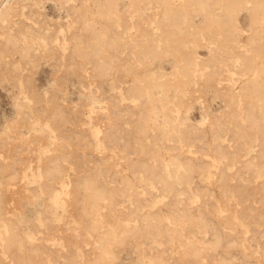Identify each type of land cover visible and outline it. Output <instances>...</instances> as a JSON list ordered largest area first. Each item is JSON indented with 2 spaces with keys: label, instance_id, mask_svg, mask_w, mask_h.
Returning <instances> with one entry per match:
<instances>
[{
  "label": "bare ground",
  "instance_id": "6f19581e",
  "mask_svg": "<svg viewBox=\"0 0 264 264\" xmlns=\"http://www.w3.org/2000/svg\"><path fill=\"white\" fill-rule=\"evenodd\" d=\"M45 1L0 0V83L9 81L15 107L0 135V152L7 150L9 130L22 135V124L31 128L35 118L48 121L54 136L64 140L37 164L45 201L39 219L30 220L29 226L34 233L53 230L52 219L68 215L63 206L60 213L52 210L54 204L65 201L87 223L66 221L74 236H66L63 251H57L36 242L39 236L28 235L19 219L9 214L6 205L15 198L12 189L6 190L19 177L24 158L18 157L24 145L15 141L18 156L10 144L11 160L0 161V251L8 258L5 262L2 258V264H115L127 242L134 256L124 264H264V172L260 171L264 165V18L260 15L264 0L248 2L253 24L248 37L253 42L243 53L242 32L234 20L243 0H153L148 11L143 8L145 0H127L128 9L137 11L134 30L121 24L126 19L120 0H73L67 4L68 18L60 23L49 19L41 4ZM53 3L59 7L63 0ZM215 4L221 6L213 8ZM197 10L203 15L199 23L192 19ZM129 37L132 42L125 54L115 50ZM204 37L214 41L207 56H201L195 45ZM41 54H52L48 64L55 79L47 90L38 87L33 76ZM231 54L240 56L239 66L233 67ZM170 58L173 63L165 68L164 60ZM23 62L28 63V72L23 71ZM144 64L148 67L141 72ZM114 68L127 71L122 91L132 105L121 106L118 91L110 92L106 106L96 114L99 128L94 126L96 115H86L97 132L93 138L101 152H115L111 161L104 155L95 157L88 131L65 124L70 118L83 119V107L94 111L95 106L87 97L76 106L69 100L64 103L61 92L72 73L94 78L101 89L107 75L118 78ZM210 86L218 90L212 98L223 101L217 110L209 106ZM194 100L206 113V123L188 117L186 105ZM128 112L135 116L124 124L121 120ZM252 132L258 145L243 160L240 148ZM72 139L92 156L82 159L68 149ZM90 161L93 164L84 167ZM241 164L248 166V176L238 169ZM233 165L237 171L228 172ZM207 166L213 179L203 183L199 175ZM58 184L65 188L66 200ZM119 190L131 194L129 203L122 201ZM193 190L201 196L195 205L189 200ZM5 193L12 194L9 198ZM157 197L163 202L151 208L148 203ZM226 222L236 230L222 227ZM200 227H206L208 235L199 232ZM145 238L153 244L146 245ZM81 241L89 244L83 259L76 253ZM197 259L202 261L196 263Z\"/></svg>",
  "mask_w": 264,
  "mask_h": 264
},
{
  "label": "rangeland",
  "instance_id": "374dc122",
  "mask_svg": "<svg viewBox=\"0 0 264 264\" xmlns=\"http://www.w3.org/2000/svg\"><path fill=\"white\" fill-rule=\"evenodd\" d=\"M55 1L56 0H46L43 3L41 2V4H42V6H44L46 8L47 13L49 15V19L51 21L55 20L57 23H60L61 21H64L65 19L68 18L67 4L73 0H63V4L60 5L59 7L57 6L56 3H53ZM243 2L244 3L240 6L239 10L237 11V14L234 16V20L237 24L240 25V29L242 32L241 38L243 39V43L241 42L242 44H241V46H239L242 48L241 53L245 52V49H247L250 46V44L253 42V38L248 37V35L251 33V31L253 29V24L250 21V16H251L250 14L251 13H250L249 4H248L249 0H243ZM119 5H120V8L124 14L125 19H126V20L122 21L123 23L121 22V24H124V26L126 28H129V30H134L135 29L134 19L136 18L137 11L128 9L127 0H120ZM220 6H221L220 4H215L213 6V8H219ZM143 8L145 11L152 9L153 8V0H145L143 3ZM233 10H236V9H233ZM260 15L264 18V2L262 3V6H261ZM202 16H203L202 12L197 10V12H194L192 19L199 23ZM50 17H52L54 19H52ZM149 24H150V26H151V24H152V26H154V27H152V29L156 28V26L153 25L154 23L151 22ZM131 38L132 37L125 38V43L120 45V46L115 47V50H117L118 52H120L122 54H125V52L129 48L128 45L131 44V42H132ZM142 38L146 39V36H143ZM201 41L202 42L195 44L196 49L201 56H207L212 51V44L214 43V41L209 40L205 37L202 38ZM236 48H238V47H236ZM238 50L240 51L239 48H238ZM130 53L134 54V50L132 49L130 51ZM35 54L37 55L38 52H36V53L34 52V55ZM41 55H43V54H41ZM34 57L37 60L39 58L38 56L37 57L34 56ZM51 58H52V54L41 56V58H39L40 59L39 60L40 63L38 64L39 67H37L38 69H37V71L34 72V75H33L36 78L38 87H40L44 90H47L48 87L51 86V84L53 83V81L55 79V76L52 75L51 71H50L52 65L48 64L50 62ZM230 61L233 65V67H237L240 64V56L239 55L236 56L234 54H231L230 55ZM172 63H173V59H171V58L165 59L163 66L165 68H168ZM22 64H23V66H25V68H23V71L27 70L26 72H28L29 71L28 70V63L26 62L24 64V62H23ZM139 64L141 66L143 63H139ZM29 65H30V63H29ZM85 66H86V71L89 70V68H90L89 64H86ZM147 67H148V65L144 64L142 68L141 67H139V68H140L141 72H144V70H145L144 68H147ZM155 67L158 68V63L155 65ZM19 68L21 69V64H20ZM195 68H196V64L193 65L192 70H195ZM114 71H116V73L119 75L118 78H115L113 73L111 75H107V77L101 82V89H98L97 81L94 78H91V77L85 78V77H82L80 75V73H72L67 80L66 88H64L63 91L61 92L64 103L67 102V100H69L71 104L76 106L78 103V100H80L83 97H87L88 100L91 102V105L95 106L94 111H90L88 109V107H86V106L83 107L84 113H82L83 114L82 116H84V117L81 116L83 119L80 118V120H78L79 125H78V121L76 120V118L68 119L65 124H67L68 127L73 126L74 128L76 127L75 125H77V127L82 128V130H84V132L88 131L89 136L92 137L91 140L93 141V145H92L93 148L91 150L94 149L93 151L96 152V153H94V155L96 154L95 157H101V155H104L107 158H109L111 161L114 160V158L116 157L115 152H112L110 150H107L103 153L101 152L102 149H101L98 141L95 138H93V136L97 132H94V127L89 126L86 115L89 112H90L91 116H92V114H94V115L98 114L99 115V113H101V109H103L106 106L107 95L110 92L118 91V94L120 96L119 99L121 101V104H120L121 106L132 105L133 100L131 98H128L125 95V93L122 91V87L124 84V81L122 80V78L126 77V75H127L126 69L114 68ZM229 73L231 75H233L234 74L233 69H230ZM238 85H239V81L238 80L234 81V86H238ZM214 87L213 86H212V88H211V86H210V88L208 87L209 93L207 92V97H208V102H209V106L211 107V109L217 110L223 106V101L220 97L212 98L213 93H218L217 88H214ZM174 91H175L174 88L170 90L171 97H173L175 95ZM10 98H11V94H10L9 81L6 80V81H3L2 83H0V135L4 134L3 130L7 124V120L9 117H12L14 115V112H15V107L12 104V101ZM185 109H186V113H187L188 117L191 120L206 123V117H205L206 113L204 111H202V107H201L199 101H197V100L192 101V103L186 105ZM98 115H96V117L93 118V119H96L94 126L97 128H99ZM134 116H135V113L128 112L123 116V118H126V119H122L121 121H123L124 124H127L128 119H132ZM33 121L31 124V128L29 126L26 127L23 124L20 126V128H21L20 131L22 132L23 137L21 134L18 133L19 130L17 131V133L15 130H9L6 134L7 150L2 149L0 152V161L1 162H7V161L11 160L10 159L11 156L9 154V152L11 153V151H9V148L10 147L12 148L14 144H16L17 142L22 143V145H24V146L19 148L20 150H25L27 148V150L25 152H22V151L20 152V150H19V153H18L19 156H18V154L15 153L16 151L18 152V150L14 151L15 146L13 147V151H14V152L12 151L13 153H15L18 157H21L23 155L24 158H23V156L21 157V158H23V160L25 159V156L27 159H26V161H23V160H22V162L20 161L21 164L19 162V164L21 165L20 167L22 169L19 168L18 167L19 164L16 163V165H18L17 167L19 169H21L19 171L20 174L18 173L19 177L17 176L19 179L16 178L17 180H15V178H14V180H15V181H13L14 183L12 182L11 184H9V186L7 187V190H6V192H8L9 189L13 190V191H9V192L14 193L11 196V198L14 196L13 198H15L14 201L16 203L14 202L15 204L14 203L12 204V202H9V203H7L6 206H7L8 210L10 208L9 214H14V217H16V219H19L18 221L24 227V230L27 232L28 235L34 236L35 238L37 236H39V238L37 237L35 239L36 242L37 241L38 242H44L46 244H50L49 246L51 249L53 248L57 251H63V248L65 246V237L66 236L68 237L71 234V232H73V230L71 231L70 229H68L66 227L65 222L68 221L71 223L72 222L76 223L82 219L81 220L82 223L85 224V223H87V221L85 218L83 219V218H80L79 216H77L79 214L74 213L73 209L69 210L72 208V206H70L71 204H69L67 201H65L64 205H63V202L60 204L59 203L54 204V207L52 210L57 209V213H58L64 207V208H67V214L68 215H67V217L61 216L56 220L52 219L51 226H52L53 230H49V232H43V233L41 231H36L34 233V231L29 226L30 220L39 219L38 216L40 214L41 207L43 206L44 201H45V198H44L45 196L42 193H40V191H39L40 176L38 174L40 173V169H38V172H37L36 168H38L39 162H41V160L43 158H46V156H48L50 154L53 146H56L57 143L64 140V137H62V136H57V137L54 136V131L51 130V128L49 127L50 123L48 121H44V123H43V121L39 120V118H35V119H33ZM85 127L87 129H85ZM69 128H72V127H69ZM33 133L35 135L38 134V136H36L37 137L36 139L33 138L35 136ZM18 134L21 135L20 138H19ZM31 134H33V135H31ZM89 136H88V139H89ZM31 137L34 140H31ZM8 140H10V141H8ZM75 140L73 141V139H72L70 141V145L68 146V149H71L74 152L76 151L77 153H79L80 156L82 157V159H86L87 157H91L92 155H90V154L88 155L85 153V152H88L89 150L87 148H85L83 145L79 146L75 142ZM246 140H247V142L244 143L243 146H241V148H240V152H241V156H242L243 160L249 159L250 155L253 152H255V149L257 148V145H258V137H257V134L255 132L248 133ZM15 141H16V143H15ZM10 144H11V146H10ZM22 148H25V149H22ZM184 148L187 149L186 147H184ZM185 149L183 152H187V150L185 151ZM16 155H14V156L16 157ZM34 164L36 166L35 168L33 167ZM92 164H93L92 161H90L89 163L86 162L84 164V167L85 166L86 167L91 166ZM24 165H26V166H24ZM31 168H32V170H31ZM238 169L241 171V173L244 176H248L250 174V170H249L248 166H246V165L241 164V166H239ZM236 171H237L236 165H233L230 168H228V172L233 173ZM260 171L264 172V165L261 166ZM23 172H25V173H23ZM22 175H24V176L22 177ZM199 176H200L203 183H206L207 181L213 179V176H212L208 166L205 167L204 170H202V172H200ZM234 181H235V179H234ZM58 186L60 187L59 189L62 191V193H60L62 196L61 198L65 197L63 199L66 200L68 198V195H67L65 188L61 189V186L59 184H58ZM151 186H152V188H155V186L153 185L152 182H151ZM35 187L37 188L38 191L36 190ZM32 188H33V190H32ZM14 190H15V192H16V190H19V191L17 193H15ZM34 190H35V192H34ZM214 190H215V192H217V194H219V188L218 187H215ZM11 194L7 193L6 196L9 197L8 195H11ZM119 195L121 196L122 201L124 203H129L131 201V194L130 193L125 194L122 190H119ZM162 199L163 198H161V197H157V200L149 202L148 205L151 208H154L155 205H158L161 202H163ZM189 200L193 205H195L201 201V196L193 190L191 195L189 196ZM67 203L69 206L67 205ZM256 204L259 205V201L256 202ZM65 205H66V207H65ZM8 206H9V208H8ZM52 210H51V208H48V211L49 212L51 211L50 213L52 216L56 215V212L52 211ZM68 210L71 212H68ZM216 215H218L217 210L215 211V216ZM71 223H68V224H71ZM123 224L128 225V220H124ZM222 227L229 229L231 231L236 230V227L231 222L223 223ZM198 230H199V232H204L206 235H208V230L206 227H200V228H198ZM101 233L104 234V232H102V230H101ZM42 235H44V236L47 235V237H48V235H50V236L48 238H45ZM71 236H74V235L71 234ZM40 237H43V240ZM85 237H87V236H85ZM238 237L241 238L240 233L238 234ZM40 240H42V241H40ZM160 242L156 241V243H160ZM80 243H81V246L84 245V247L80 246V248L77 250L76 253L80 258L83 259L85 253H87V251H88V250H86V252H85V249H87V247H89V244H86L84 241H81ZM144 243H146V245H152L153 240H151L149 238H145ZM0 255H1L0 264H2V262H3L2 258H3L4 262L6 260H8V258L4 257V255L2 254L1 251H0ZM133 256H134V252L132 251V244L130 242H127L123 246L122 250L120 251L119 258L116 259L115 264H124L127 261H129L130 259H132ZM167 256L172 259L170 253H168ZM262 258H263V255H260V260H262ZM201 261H202L201 259H197L196 263H200ZM262 261H264V260H262ZM53 262L55 263V261H53ZM56 263L60 264L58 262H56Z\"/></svg>",
  "mask_w": 264,
  "mask_h": 264
}]
</instances>
